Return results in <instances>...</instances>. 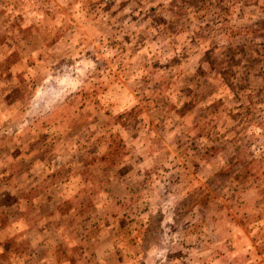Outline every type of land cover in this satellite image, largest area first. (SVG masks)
<instances>
[{
    "label": "rangeland",
    "instance_id": "374dc122",
    "mask_svg": "<svg viewBox=\"0 0 264 264\" xmlns=\"http://www.w3.org/2000/svg\"><path fill=\"white\" fill-rule=\"evenodd\" d=\"M0 264H264V0H0Z\"/></svg>",
    "mask_w": 264,
    "mask_h": 264
}]
</instances>
